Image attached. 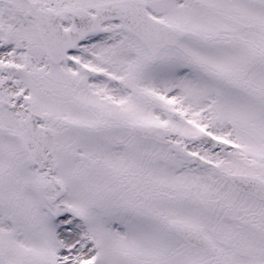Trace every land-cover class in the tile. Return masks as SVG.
I'll return each instance as SVG.
<instances>
[{"label": "snow or ice", "instance_id": "6c2138e0", "mask_svg": "<svg viewBox=\"0 0 264 264\" xmlns=\"http://www.w3.org/2000/svg\"><path fill=\"white\" fill-rule=\"evenodd\" d=\"M0 264H264V0H0Z\"/></svg>", "mask_w": 264, "mask_h": 264}]
</instances>
